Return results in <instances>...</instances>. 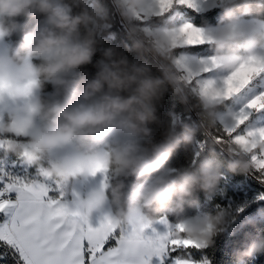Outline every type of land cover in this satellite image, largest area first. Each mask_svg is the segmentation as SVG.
<instances>
[{
	"label": "clouds",
	"instance_id": "1",
	"mask_svg": "<svg viewBox=\"0 0 264 264\" xmlns=\"http://www.w3.org/2000/svg\"><path fill=\"white\" fill-rule=\"evenodd\" d=\"M153 7L152 0H0V157L43 169L86 224L96 216L115 230L152 228L166 217L184 227L173 238L203 252L234 218L200 210L199 195L212 201L226 176L252 173L253 151L198 149L217 129L220 106L190 83L178 63L185 49L173 46L179 25ZM206 8L219 10L217 22L195 28L216 72L264 58V0H198L193 9ZM166 97L173 107L162 116ZM181 150L187 165L172 167ZM260 256L264 235L235 251L231 264Z\"/></svg>",
	"mask_w": 264,
	"mask_h": 264
},
{
	"label": "snow or ice",
	"instance_id": "2",
	"mask_svg": "<svg viewBox=\"0 0 264 264\" xmlns=\"http://www.w3.org/2000/svg\"><path fill=\"white\" fill-rule=\"evenodd\" d=\"M152 4L153 15L166 16L180 7L197 8L198 0H152ZM169 19L179 25L173 46L200 56L182 57L178 61L182 70L189 73L190 83L201 95L220 106L216 134L209 133L198 149L202 151L211 139L252 150L253 170L264 183V150L255 151L257 144H264V58L249 57L231 72L218 73L215 58L203 54L202 31ZM192 64L198 66L195 71ZM46 177L43 169L33 175L19 160L0 157V213L11 212L10 219L0 224V242L18 253L17 264H196L198 246L182 235L173 238L183 233V225L173 226L165 217L157 227L141 223L115 230L107 217H99L98 226L93 227L72 211L64 186ZM201 264L209 261L204 258Z\"/></svg>",
	"mask_w": 264,
	"mask_h": 264
},
{
	"label": "trees",
	"instance_id": "3",
	"mask_svg": "<svg viewBox=\"0 0 264 264\" xmlns=\"http://www.w3.org/2000/svg\"><path fill=\"white\" fill-rule=\"evenodd\" d=\"M183 17L188 19L194 26L200 27L205 24L214 25L219 17V10L211 9L205 12H198L196 10L180 7L176 9ZM172 13L170 14V16ZM113 31L117 33V43L122 40L123 29L117 21ZM203 54L209 53L207 46H201ZM198 50V49H194ZM188 54H197L191 49L184 50ZM89 72H93L94 69H86ZM173 103L171 97H166L164 107L161 110L162 116H166L167 112L171 110ZM181 107L177 105L176 111H181ZM195 117L193 116V119ZM216 134L215 131L212 132ZM206 138H203L204 141ZM206 147H215L220 151L219 144L215 142L207 141ZM188 163L185 153L181 150L171 161L172 167L186 166ZM19 170V169H16ZM31 174H34L32 169H29ZM135 181H129V187L134 184ZM223 194L218 195L212 201L205 199L203 194L199 195L200 210L214 212L216 210L224 209L231 211L233 215V222L228 231L217 237L215 245L212 248L206 249L203 252L195 250L194 260L197 263H201L204 258L209 261V264H231L233 254L235 251L242 249L252 239H255L259 235H264V199L260 197L264 196V183L258 179V173L254 170L249 175H236L226 176L222 183ZM243 209V211H240ZM196 210L189 209V213H193ZM255 221L254 226L246 224V221ZM3 221V213H0V222ZM111 245L115 244V241H110ZM108 247V245H106ZM18 253L15 250L8 249L3 242H0V264H17ZM19 264H23L22 261ZM249 264H264V256L258 257L254 261H250Z\"/></svg>",
	"mask_w": 264,
	"mask_h": 264
},
{
	"label": "rangeland",
	"instance_id": "4",
	"mask_svg": "<svg viewBox=\"0 0 264 264\" xmlns=\"http://www.w3.org/2000/svg\"><path fill=\"white\" fill-rule=\"evenodd\" d=\"M190 9H193V8H190ZM193 10H195V9H193ZM208 10H211V9H208V8H206L205 10H203V11H198V12H205V11H208ZM197 11V10H196ZM170 18L171 19H173V20H175V21H177V22H179V23H189V24H191L193 27H196V26H194L188 19H186L185 17H183L180 13H178L176 10H174V12L172 13V15L170 16ZM186 54H188V53H186ZM210 53H207V54H204V55H209ZM188 55H191V56H193L194 58H200V56L199 55H197V54H188ZM262 123H264V120H262ZM15 171H17V172H19V170H15ZM32 171H33V173L35 174V170L34 169H32ZM33 174V175H34ZM196 264H201V263H197L196 262Z\"/></svg>",
	"mask_w": 264,
	"mask_h": 264
},
{
	"label": "crops",
	"instance_id": "5",
	"mask_svg": "<svg viewBox=\"0 0 264 264\" xmlns=\"http://www.w3.org/2000/svg\"><path fill=\"white\" fill-rule=\"evenodd\" d=\"M11 195L13 196V197H12V200H15V193H13V194H11ZM49 195L55 197L56 193H54V192H50ZM10 216H11V212H9L8 215H5V214L3 213V221L0 222V224H4V223H6V222L10 219ZM98 223H99V217L94 216V217H93V220H92V226H93V227H97V226H98ZM105 247H106V246H105ZM106 248H107V247H106Z\"/></svg>",
	"mask_w": 264,
	"mask_h": 264
},
{
	"label": "built area",
	"instance_id": "6",
	"mask_svg": "<svg viewBox=\"0 0 264 264\" xmlns=\"http://www.w3.org/2000/svg\"><path fill=\"white\" fill-rule=\"evenodd\" d=\"M12 197H13V196L11 195V199H12Z\"/></svg>",
	"mask_w": 264,
	"mask_h": 264
}]
</instances>
